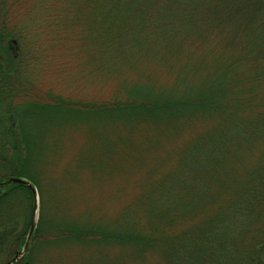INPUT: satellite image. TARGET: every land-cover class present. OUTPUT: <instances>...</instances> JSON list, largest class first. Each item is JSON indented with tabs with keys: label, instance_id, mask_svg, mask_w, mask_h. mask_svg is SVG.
<instances>
[{
	"label": "trees",
	"instance_id": "trees-1",
	"mask_svg": "<svg viewBox=\"0 0 264 264\" xmlns=\"http://www.w3.org/2000/svg\"><path fill=\"white\" fill-rule=\"evenodd\" d=\"M22 1L0 0V103L5 110L0 125L5 123L3 138H9L0 143V162L9 147L17 163L12 176L36 187L40 208L28 252L15 264H30L33 244L38 246L46 233L53 234L43 233V209L55 198V186L31 170L37 164V151L42 152L34 143L37 132L32 124L36 113L63 110L62 104H81L93 115L118 117L128 112L116 120L122 123L124 115H140L160 124L170 118L177 127L205 115L213 122L186 145L178 169L155 182L135 205H128L118 217V229L113 231V221H109L110 226L101 232H87L95 239H89L86 264H100L112 245L119 250L116 264L142 259L153 235L160 239L168 235L169 229L162 231L163 226L186 220L163 245L162 264H264V0H93V13L87 7L90 0H38L45 1L44 14L50 19L43 41V31L36 30L41 24L31 15L21 21L12 19L14 13L19 15ZM72 28L83 41L89 63L102 68V81L124 78L128 71L124 67L142 70L141 76L147 69L142 66L154 64L155 70L159 66V72L161 68L168 72L180 63L168 73L178 77L169 96L146 100L148 85L137 83L130 102L122 100L123 85H119L123 92L119 91L117 101L108 97L100 103H68L53 89L40 91L49 59L46 50L55 47L51 38L55 35L52 39L62 45ZM10 38L19 42L16 59L8 50ZM87 39L92 41L88 45L84 44ZM81 47L66 49L71 59L79 57ZM155 58L163 66L155 64ZM77 62L82 63V57ZM40 69H45L43 75ZM111 89L115 96L113 84ZM39 91L42 94L37 97ZM113 121L104 124L102 120V124ZM98 128L93 125L92 131L100 140L111 142L116 137ZM93 147L97 148L96 141L89 149ZM31 212V192L24 185L10 184L0 196V264L22 247ZM59 229L56 233L64 234ZM71 234L69 240L77 241L78 234ZM108 259L106 264L111 262Z\"/></svg>",
	"mask_w": 264,
	"mask_h": 264
},
{
	"label": "rangeland",
	"instance_id": "rangeland-1",
	"mask_svg": "<svg viewBox=\"0 0 264 264\" xmlns=\"http://www.w3.org/2000/svg\"><path fill=\"white\" fill-rule=\"evenodd\" d=\"M43 2L23 0L19 15L14 13L12 16L14 21H21L30 19L29 16L31 15L32 19L40 22L41 27L36 30L43 31V34L41 33L42 41L45 40L44 35L48 32V21L50 20L46 19L44 14ZM87 5L89 11L93 13L96 1H87ZM9 18H11L10 15ZM74 29L66 32V35L70 34L65 37L62 45H60L59 40L52 39L55 38V35L51 38L50 42L51 44L55 43L52 44L55 47L46 50L49 51V59L47 66H45L46 72L45 69H40L42 75L45 72L44 78L42 76L44 84L40 83L38 86L40 91L44 93L46 89H53L54 92L62 94L68 103L72 101L100 103L102 100H107L108 97H111L109 100L117 101L123 92L119 85H123L125 94L122 100L130 102L131 99L135 98L131 89L137 83L148 85V92L144 94L146 100L160 101L169 96V88L174 86L178 77L176 75L175 78V75L172 74L170 77L168 73L171 71L173 73L176 67L181 65L180 63L168 72L164 68H161L159 72V66L155 70L157 65L154 64L142 66V69H147L141 76L142 70L137 72V69L132 71L124 67L126 68L124 71L128 70L123 71L124 78L102 81L100 80L102 77L99 76V69L102 71V68L99 67V63L97 65L89 63L88 52H86L85 46L81 45L83 41L81 40L80 43ZM57 34L60 35V33ZM70 41H72V45H70ZM91 42L90 39H87L84 44L88 45ZM78 46H82L79 48L81 54H78L79 57L76 60L71 59L66 49L76 51ZM35 53L39 54L36 51ZM35 53L33 57L36 55ZM80 57H82V63L79 62L80 64H78L77 61ZM155 60L152 59L155 64L160 63L156 58ZM176 60L177 58L173 59L174 62ZM42 61L39 64H42L44 68ZM159 65L163 66L162 64ZM159 73L162 75H158ZM193 78L195 79V77ZM195 82L196 80H194ZM111 83L116 88L113 93L115 96L111 95L114 91L111 89ZM40 91L36 94L37 97L42 94ZM78 105L76 107L62 104V106H66L62 108L63 110L48 109L36 113L33 119L32 128L34 132H37L38 137L35 136L36 141L34 140V143H37L35 145L39 146L42 152L41 150L37 151L39 152L38 155H35L37 164L31 170L37 174L39 179L44 181L47 179L52 187L55 186L53 187L55 198L49 200L51 197L48 196L49 203L46 202L43 209V223L46 228L43 233L53 234L47 235L46 233L42 238V244L39 243L38 246L36 245L37 242L33 244L29 251L30 264H86V258L91 252L89 239H95V236L87 235V232H101L100 230L110 226L109 221H113V231L115 228L118 229V217L128 205H135L138 199L154 186L155 182L178 169L179 159L186 145L194 137L208 131L213 123L212 119L206 115L192 120H181L182 122L181 124L178 123V127L170 118L164 119L163 123L160 124L158 120L146 121L140 115H124L125 122L122 123L116 120L128 112L118 113V117L105 116V114L93 115L90 114V108L81 107V104ZM132 111L137 112L138 110ZM3 116H5V110L0 103V117ZM102 120L104 124L110 120L114 121L109 122L108 126H103ZM128 121L131 123L126 124ZM93 125H98V129L105 131L103 133L110 131L108 133L110 137L111 135L116 137H113L111 142L104 139L100 140L92 131ZM4 128L5 123L0 125V137H2L0 143L9 140V138H3L2 131ZM131 130H134V133ZM103 133H99L101 137L104 136ZM134 134L137 137H134L133 143L130 144L129 139H132ZM59 138L60 141H58ZM95 141L97 148L89 149V146H92ZM8 152L10 153V150ZM39 208L40 196L38 195L37 220ZM187 223L188 220L177 221L163 226L165 228L162 231L169 229L168 235L161 239L153 235L151 243L149 242L148 247H146L144 257L133 262L130 261L129 264H162L164 260L162 251L166 240ZM58 228H61L59 230L64 229V234L56 233ZM73 231L78 234L76 240L79 242L69 240ZM52 238L56 240L55 243L52 242L54 241ZM58 239L65 241L63 243L62 241L58 242ZM111 247L116 246L112 245ZM111 247L106 249L107 256L111 258L110 264H116V259L120 256L119 250L118 247L114 249ZM107 256L100 264H106L105 259L110 261ZM25 259L28 257L26 256ZM24 263L25 261L21 262V264Z\"/></svg>",
	"mask_w": 264,
	"mask_h": 264
},
{
	"label": "water",
	"instance_id": "water-1",
	"mask_svg": "<svg viewBox=\"0 0 264 264\" xmlns=\"http://www.w3.org/2000/svg\"><path fill=\"white\" fill-rule=\"evenodd\" d=\"M8 50L10 53L13 55V57L17 56V52L19 49L18 42L16 39H10L8 40ZM20 184L24 185L32 195V212H31V217H30V222H29V228L26 234V238L24 241V244L19 250L14 251L12 258L7 261L6 264H15L18 261H20L24 254L27 252L31 238L34 233V229L36 227L37 223V210H38V192L36 187L27 179L24 178H17V177H9L5 181L1 182L0 184V195L5 192V186L8 184ZM24 264H27L26 262Z\"/></svg>",
	"mask_w": 264,
	"mask_h": 264
},
{
	"label": "flooded vegetation",
	"instance_id": "flooded-vegetation-1",
	"mask_svg": "<svg viewBox=\"0 0 264 264\" xmlns=\"http://www.w3.org/2000/svg\"><path fill=\"white\" fill-rule=\"evenodd\" d=\"M9 150L11 149L8 147L6 149V157L2 158V162H0V184L1 182L5 181L7 178L12 177L11 169H13V167H16L17 165L15 160L12 158L11 152L10 153L8 152Z\"/></svg>",
	"mask_w": 264,
	"mask_h": 264
},
{
	"label": "bare ground",
	"instance_id": "bare-ground-1",
	"mask_svg": "<svg viewBox=\"0 0 264 264\" xmlns=\"http://www.w3.org/2000/svg\"><path fill=\"white\" fill-rule=\"evenodd\" d=\"M12 57H13V55H12ZM18 57V52H17V56L16 57H13L14 59H16ZM12 184V183H11ZM10 184H8L5 188H7L8 186H9ZM4 193V192H3ZM1 196V195H0ZM27 234V233H26ZM25 238H26V236H25ZM32 239V238H31ZM25 241V240H24ZM31 242V241H30ZM24 244V243H23ZM30 245V244H29ZM28 249H29V247H28ZM27 252H28V250H27ZM26 252V253H27Z\"/></svg>",
	"mask_w": 264,
	"mask_h": 264
}]
</instances>
